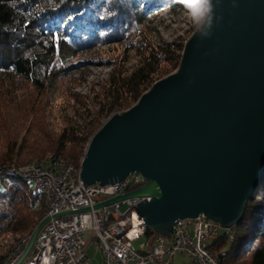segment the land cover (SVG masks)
<instances>
[{"label":"trees","instance_id":"obj_1","mask_svg":"<svg viewBox=\"0 0 264 264\" xmlns=\"http://www.w3.org/2000/svg\"><path fill=\"white\" fill-rule=\"evenodd\" d=\"M161 10L187 14L179 0H0V169L49 156L77 169L111 116L174 74L197 27L190 18L182 37L153 42L146 25ZM91 68L108 73L87 83ZM12 180L0 192V264L45 215L42 195ZM229 234L209 246L218 264H264V179Z\"/></svg>","mask_w":264,"mask_h":264},{"label":"water","instance_id":"obj_2","mask_svg":"<svg viewBox=\"0 0 264 264\" xmlns=\"http://www.w3.org/2000/svg\"><path fill=\"white\" fill-rule=\"evenodd\" d=\"M212 4L210 28L193 33L178 70L111 116L80 163L85 187L143 185L92 210L149 199L136 214L145 233L161 238L178 222L200 218L231 231L264 179V0Z\"/></svg>","mask_w":264,"mask_h":264},{"label":"built area","instance_id":"obj_3","mask_svg":"<svg viewBox=\"0 0 264 264\" xmlns=\"http://www.w3.org/2000/svg\"><path fill=\"white\" fill-rule=\"evenodd\" d=\"M80 173V165L75 169L51 156L25 167L0 169V184L5 179L31 182L34 192L45 200L41 221L48 222L22 264H87L85 251L93 240L98 245L102 264H173L176 258L183 259L184 264H218V259L209 254V246L223 230L203 218L178 222L169 239L156 236L150 247L140 244L135 249L133 243L145 234L136 209L150 200H129L94 212V206L128 193L127 182L89 188L80 181ZM124 206L127 213L122 215L119 211ZM37 208L35 205L33 210ZM82 210L89 213L56 218ZM228 238L232 241L230 234ZM30 239L31 235L12 247L3 264H17Z\"/></svg>","mask_w":264,"mask_h":264},{"label":"rangeland","instance_id":"obj_4","mask_svg":"<svg viewBox=\"0 0 264 264\" xmlns=\"http://www.w3.org/2000/svg\"><path fill=\"white\" fill-rule=\"evenodd\" d=\"M189 20L190 17L188 14L176 13L172 15L166 10L163 11L161 10L160 13L157 14L154 19L149 20V22L146 25V31H149L150 34L149 37L153 39V42H156L157 37L161 38L165 42H169L176 37L179 36L182 37L184 35V33L188 30L189 22H190ZM133 63H134L133 61L129 63L128 67H131ZM89 73L90 76L89 79L87 80V83H91V82L96 83L97 81L104 79L108 71L91 68ZM88 85H86V87ZM85 91L86 88L83 87L78 91V93L84 94ZM13 181L14 180L12 179H5L4 181H2V183L0 184V192L4 191L7 188V186ZM23 183H25L32 191H35L34 186L31 182H23ZM41 204L42 206L45 205V200L43 196H42ZM119 212L122 215H125L127 213V207L125 206L122 207ZM226 232L227 231H222L221 234ZM84 239L85 240L87 239L86 236L84 237ZM140 244H144L141 238L139 239L138 242L133 243V247L137 249L140 246ZM6 245H11V241H8ZM85 256L87 259V264H102V257L95 240H93V242L87 247L85 251ZM184 262H185L184 260H181L180 258H176L173 264H184Z\"/></svg>","mask_w":264,"mask_h":264},{"label":"clouds","instance_id":"obj_5","mask_svg":"<svg viewBox=\"0 0 264 264\" xmlns=\"http://www.w3.org/2000/svg\"><path fill=\"white\" fill-rule=\"evenodd\" d=\"M179 3L198 30L204 28L205 25L210 28L213 16L212 0H179ZM207 34V32H202V35Z\"/></svg>","mask_w":264,"mask_h":264},{"label":"bare ground","instance_id":"obj_6","mask_svg":"<svg viewBox=\"0 0 264 264\" xmlns=\"http://www.w3.org/2000/svg\"><path fill=\"white\" fill-rule=\"evenodd\" d=\"M134 224H135V225L138 224V219H137V218L134 219Z\"/></svg>","mask_w":264,"mask_h":264},{"label":"crops","instance_id":"obj_7","mask_svg":"<svg viewBox=\"0 0 264 264\" xmlns=\"http://www.w3.org/2000/svg\"><path fill=\"white\" fill-rule=\"evenodd\" d=\"M181 259V258H180ZM181 260H183V259H181Z\"/></svg>","mask_w":264,"mask_h":264}]
</instances>
